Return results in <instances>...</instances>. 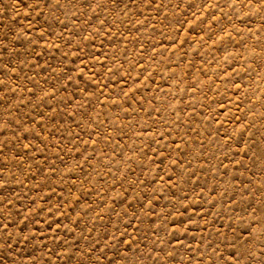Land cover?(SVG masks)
I'll use <instances>...</instances> for the list:
<instances>
[{"label": "rangeland", "instance_id": "rangeland-1", "mask_svg": "<svg viewBox=\"0 0 264 264\" xmlns=\"http://www.w3.org/2000/svg\"><path fill=\"white\" fill-rule=\"evenodd\" d=\"M0 264H264V0H0Z\"/></svg>", "mask_w": 264, "mask_h": 264}]
</instances>
